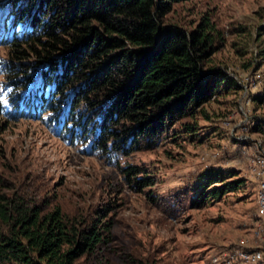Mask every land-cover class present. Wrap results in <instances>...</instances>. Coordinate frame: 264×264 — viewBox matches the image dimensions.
<instances>
[{"label":"trees","instance_id":"obj_1","mask_svg":"<svg viewBox=\"0 0 264 264\" xmlns=\"http://www.w3.org/2000/svg\"><path fill=\"white\" fill-rule=\"evenodd\" d=\"M181 1L0 0V122L35 121L137 175L121 161L152 148L221 90H240L221 68L206 69L221 41L209 18L189 30L163 25ZM255 100L264 101V91ZM226 179L208 173L186 201L201 207L238 187ZM52 197L32 175L0 173V264H107V209L69 215ZM165 204L175 215L181 205L176 196Z\"/></svg>","mask_w":264,"mask_h":264},{"label":"rangeland","instance_id":"obj_2","mask_svg":"<svg viewBox=\"0 0 264 264\" xmlns=\"http://www.w3.org/2000/svg\"><path fill=\"white\" fill-rule=\"evenodd\" d=\"M203 17L221 34L206 69L221 68L240 90H221L192 117L171 125L152 148L121 161L137 175L126 176L105 157L61 142L35 121L0 122L2 175L38 178L69 215L107 209V264H210L213 254L251 238L256 203L248 160L257 143L264 149V101L255 100L264 91V58L258 55L264 0H185L174 3L162 22L189 30ZM256 70L263 75L245 91ZM214 172L239 180L238 187L191 206L186 199L196 197L195 185ZM175 196L181 204L176 215L165 204Z\"/></svg>","mask_w":264,"mask_h":264},{"label":"built area","instance_id":"obj_3","mask_svg":"<svg viewBox=\"0 0 264 264\" xmlns=\"http://www.w3.org/2000/svg\"><path fill=\"white\" fill-rule=\"evenodd\" d=\"M263 74L257 70L252 78L243 84L246 89ZM256 152L249 157L248 171L255 186V224L251 228V238L242 239L236 247L221 255L213 254L210 264H264V149L257 143Z\"/></svg>","mask_w":264,"mask_h":264}]
</instances>
